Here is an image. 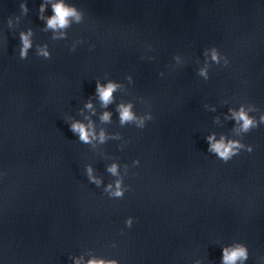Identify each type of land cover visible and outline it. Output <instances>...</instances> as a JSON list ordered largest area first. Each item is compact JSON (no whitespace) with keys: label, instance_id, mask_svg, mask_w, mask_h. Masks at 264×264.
Wrapping results in <instances>:
<instances>
[{"label":"water","instance_id":"water-1","mask_svg":"<svg viewBox=\"0 0 264 264\" xmlns=\"http://www.w3.org/2000/svg\"><path fill=\"white\" fill-rule=\"evenodd\" d=\"M21 2L0 0V264H72L70 255L89 249L120 264H220L222 246L234 242L247 246L246 264H264V125L243 137L254 151L228 163L207 153L205 140L231 137L230 107L264 112V0H68L85 18L61 41L41 30L42 0H27V16L9 29ZM28 28L34 47L21 60L19 32ZM45 43L48 60L35 53ZM212 47L230 63L213 64L205 81L197 72ZM105 75L127 88L117 102L153 116L143 130L121 128L110 106L105 127L130 141L123 151L122 141L90 149L66 122L82 119ZM108 157L129 165L123 199L86 179L92 164L111 182Z\"/></svg>","mask_w":264,"mask_h":264},{"label":"clouds","instance_id":"clouds-1","mask_svg":"<svg viewBox=\"0 0 264 264\" xmlns=\"http://www.w3.org/2000/svg\"><path fill=\"white\" fill-rule=\"evenodd\" d=\"M21 15L16 16L15 20L9 18L7 21L8 28L14 29L19 24L22 16H27L29 8L27 6V0L21 2L20 5ZM51 9V15H46L48 9ZM38 17L43 22L44 27L41 29L45 33H51L50 39L53 41H61L68 39V30L73 25H80L84 23L85 14L77 8L74 4L68 2V0H42L38 9ZM35 33L32 28L19 32V58L26 60L28 58L30 50L34 47ZM84 41H74L69 51L74 52L77 45L83 44ZM95 46L91 45L89 50H92ZM35 53L38 57L45 60L51 59V52L48 44H36ZM204 63L198 69V76L205 81L210 79L209 70L213 64L227 67L230 63L227 56L222 55L216 48L212 47L206 49L203 53ZM177 65L182 64L184 61L180 55H175L173 58ZM161 76L164 73H160ZM129 84L133 83V77L128 75L126 77ZM117 93L127 94V88L124 84L116 82L107 75H105L104 82L100 79L95 81V93L90 96L83 107L79 109L78 116L82 119L75 117H66V122L69 125V130L78 137V142L88 146L90 149L95 150L98 147L107 144L109 141H122L119 150L123 151L130 141L124 140V137L120 132L111 133L108 131L107 125L113 123V114H117L118 123L121 128L134 126L137 129L143 130L146 127L147 122L153 119L151 112L138 114L135 111V103L133 100L125 101L120 99L117 102ZM227 104L228 101H223ZM97 105H99L100 111H98ZM115 105L114 112L110 109V106ZM205 109L209 112H216L215 106L205 104ZM254 113H260L258 118ZM97 117V121L93 119ZM225 121L234 122L231 130V137L226 134H217L215 132L205 137L207 147V153L215 156L223 163H228L234 157H237L241 152H247L251 154L254 151V147L243 142V137L250 133L254 129H258L261 125H264V112L251 104H240L238 108H228L227 113L224 115ZM213 122L215 124H221L219 116L214 117ZM112 162L107 164L105 171L114 179L108 182L106 185L104 179L96 174V169L92 164L85 165V176L87 181L94 185L96 188H103V193L107 195L109 199H123L126 192L130 191L129 185L125 184V178L129 173V165H121L117 158L108 157ZM140 161L134 160L132 167H138ZM123 169V171H121ZM134 223L133 217H128L125 220V226L131 228ZM123 234V233H122ZM111 247H117L116 244H112ZM249 259V250L247 246L240 242H234L232 244L222 246V256L220 264H246ZM69 260L72 264H120L119 260L114 258L99 257L94 254L93 250L89 249L79 256L70 255ZM194 264H203V261L197 259Z\"/></svg>","mask_w":264,"mask_h":264}]
</instances>
